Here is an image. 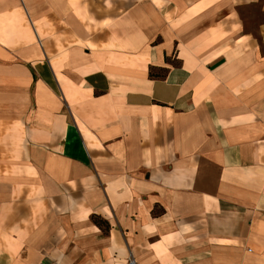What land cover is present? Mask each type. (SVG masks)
I'll return each instance as SVG.
<instances>
[{
  "label": "crops",
  "instance_id": "0c3cea01",
  "mask_svg": "<svg viewBox=\"0 0 264 264\" xmlns=\"http://www.w3.org/2000/svg\"><path fill=\"white\" fill-rule=\"evenodd\" d=\"M130 259L264 264V0H0V264Z\"/></svg>",
  "mask_w": 264,
  "mask_h": 264
},
{
  "label": "trees",
  "instance_id": "16d2710c",
  "mask_svg": "<svg viewBox=\"0 0 264 264\" xmlns=\"http://www.w3.org/2000/svg\"><path fill=\"white\" fill-rule=\"evenodd\" d=\"M149 77L153 78V79H163V78H165V75L163 73L155 74V73H153V70L150 69ZM97 224H99V222H97Z\"/></svg>",
  "mask_w": 264,
  "mask_h": 264
},
{
  "label": "built area",
  "instance_id": "2783aa9c",
  "mask_svg": "<svg viewBox=\"0 0 264 264\" xmlns=\"http://www.w3.org/2000/svg\"><path fill=\"white\" fill-rule=\"evenodd\" d=\"M127 264H135L133 259H130Z\"/></svg>",
  "mask_w": 264,
  "mask_h": 264
}]
</instances>
